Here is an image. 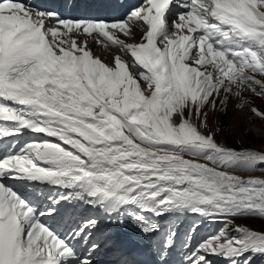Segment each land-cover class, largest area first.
<instances>
[{"label": "snow or ice", "instance_id": "6c2138e0", "mask_svg": "<svg viewBox=\"0 0 264 264\" xmlns=\"http://www.w3.org/2000/svg\"><path fill=\"white\" fill-rule=\"evenodd\" d=\"M173 3L145 0L112 21L0 0V138L16 137L0 155V264H134L104 231L127 218L159 236L154 264L174 253L175 264H264V229L235 223L264 220V178L235 174L260 170L264 151L201 130L230 98L245 109L246 93L264 97V0H183L169 22ZM136 26L141 42L119 38ZM91 41L121 54L109 66ZM25 130L45 135L21 144ZM37 184L55 190L45 200ZM180 212L222 227L197 240L199 221L181 237L156 219Z\"/></svg>", "mask_w": 264, "mask_h": 264}, {"label": "rangeland", "instance_id": "374dc122", "mask_svg": "<svg viewBox=\"0 0 264 264\" xmlns=\"http://www.w3.org/2000/svg\"><path fill=\"white\" fill-rule=\"evenodd\" d=\"M105 52L107 51H104L103 49L94 51L97 57H100L101 59L108 58ZM244 99L248 101L245 109H237L235 104L238 101L230 98L226 113L208 110L207 127L201 130L205 133H212L217 142L223 143L227 147L235 150L251 149L264 151V121L252 116L250 113L251 107H256L260 111H264V101L255 95L254 97L246 95L244 96ZM232 105H234L233 108ZM193 123L199 125V122L196 121L195 118H193ZM250 220L254 222L256 219L251 218ZM194 221H199L198 229H200V227H204L206 224L205 221H200V219L197 218L190 221L189 225L191 226ZM235 223L250 227L253 230L264 229V220L261 219H258L257 221L260 225L244 222L243 218L235 220ZM220 227H222V225L217 227V224L210 222L206 227H204L206 229L204 234L209 235L218 231ZM201 230L202 229L197 230L196 237L201 238Z\"/></svg>", "mask_w": 264, "mask_h": 264}, {"label": "bare ground", "instance_id": "6f19581e", "mask_svg": "<svg viewBox=\"0 0 264 264\" xmlns=\"http://www.w3.org/2000/svg\"><path fill=\"white\" fill-rule=\"evenodd\" d=\"M143 36L142 32H140L139 30H136V29H133L132 30V34L129 36L134 42H131L128 38H126L125 36L121 37L122 40H124L126 43H138V42H141V37ZM93 49H92V52L94 53L95 50H99V49H102L100 47H97V46H94L93 45ZM107 51V50H106ZM105 54L108 56V58L106 59H101L100 57H98L103 63H107L109 65H112L113 64V61H114V56H115V53L112 51V50H108L107 52H105ZM94 57H97V55L94 53ZM250 96V97H253V94L252 93H246L245 96ZM234 107V105H232V108ZM20 141V140H19ZM187 158V157H186ZM202 162V161H201ZM235 174H238V175H242L244 177H247L248 175H252L254 174V176L256 175H259V176H256V177H260V178H264V174H255V173H247V174H243L241 172H236ZM190 214V213H189ZM184 216V219H187L188 216H187V212H180V213H175V214H171V215H168L167 217L168 218H171V217H180V216ZM191 216H195L193 214H190ZM256 220H254V222L250 219H245L243 220L244 222H249V223H255L256 225H260L259 223H257L258 219L259 218H255ZM262 227V226H261ZM214 264H218V260L217 261H214Z\"/></svg>", "mask_w": 264, "mask_h": 264}]
</instances>
